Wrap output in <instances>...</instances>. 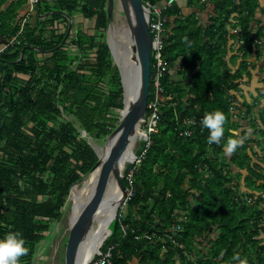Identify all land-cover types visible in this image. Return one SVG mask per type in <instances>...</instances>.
Returning <instances> with one entry per match:
<instances>
[{
    "label": "trees",
    "instance_id": "obj_1",
    "mask_svg": "<svg viewBox=\"0 0 264 264\" xmlns=\"http://www.w3.org/2000/svg\"><path fill=\"white\" fill-rule=\"evenodd\" d=\"M26 1L15 0L0 13V44L18 31L19 8ZM209 3L213 9L205 23L197 11L184 13L178 0L162 10L160 119L148 134L149 145L143 141L137 161L123 171L127 187L126 173L133 169V194L100 246L105 250L116 243L111 264H264V158H255L251 145L264 150V142L261 146L246 128L237 131L256 101H243L242 112L235 98L243 77L250 79L255 68L248 58L264 38L256 15L264 14V5L259 0H186L185 6L202 11ZM37 7L34 25L25 23L18 42L0 54V237L9 231L22 234L29 251L19 264L31 263L70 186L98 159L64 113L99 138L116 126L123 108L119 71L105 42V0H40ZM76 12L93 19L100 41L80 29L70 38L67 25L61 33L52 27ZM229 40L238 43L237 52ZM71 44L77 53H70ZM81 53L91 54L80 58ZM151 98L150 81L147 101ZM111 110H118L119 118ZM214 110L226 116L220 144L207 142L208 129L201 124ZM260 111L261 123L253 118L248 127L264 139V105ZM186 128L189 136L183 134ZM234 133L243 143L226 154L224 143ZM173 223L180 229L174 230ZM146 231L153 236L135 238Z\"/></svg>",
    "mask_w": 264,
    "mask_h": 264
},
{
    "label": "water",
    "instance_id": "obj_2",
    "mask_svg": "<svg viewBox=\"0 0 264 264\" xmlns=\"http://www.w3.org/2000/svg\"><path fill=\"white\" fill-rule=\"evenodd\" d=\"M124 1L127 2L132 11V17L127 16L124 8H122L128 23L126 31L132 38L131 40L136 62L134 65H124L123 63L119 64L117 62L115 53L109 42L108 31L110 26L107 22L105 29V42L119 71L120 82L122 86L123 110L118 123L106 136L104 145L108 143H111V145L107 154L106 163L99 176L97 186L94 189L89 200L80 210V213L75 219L73 225L68 228V236L66 239L67 241L64 250V264H81L82 252L80 249V245L82 240L86 237L85 233L88 229V218L90 217V214L97 208L96 200L108 174L111 176L112 181V194L110 193V202L114 201V213L107 223L106 228L115 219L117 212L122 206L126 195L125 186L122 180L124 169V166L122 165V157L126 154L127 149H130V145L133 142L131 140V136L138 126H140L141 128V121H143V118L146 115V104L149 94L151 72V36L148 30V8L141 0ZM39 2L40 0H37V5L39 4ZM109 15L110 14L107 12V19ZM132 18L134 24L132 23ZM69 30L70 24H68L66 35L68 34ZM63 43L64 39L59 44V47L63 45ZM22 54L23 53H21L20 58L22 57ZM143 133L146 134L145 131H143ZM92 148L97 154L96 149L94 147ZM131 153L132 158L129 162L132 163L136 159V154L133 152ZM97 157L98 159L92 166L90 171H92L99 164L100 158L98 154ZM82 178L83 177H81L77 182L70 186L68 196L71 193L72 187ZM61 215L62 211L58 217V220L60 219ZM106 237L107 235L105 234L102 242L98 245L94 254H97L100 251V246L102 245ZM91 248L93 247L91 246Z\"/></svg>",
    "mask_w": 264,
    "mask_h": 264
},
{
    "label": "rangeland",
    "instance_id": "obj_3",
    "mask_svg": "<svg viewBox=\"0 0 264 264\" xmlns=\"http://www.w3.org/2000/svg\"><path fill=\"white\" fill-rule=\"evenodd\" d=\"M47 1L51 2L53 0H47ZM259 1H263V0H259ZM263 5H264V1H263ZM212 7L213 4L210 3L208 9L210 10ZM105 10L106 13L108 12L110 14L107 19V22L109 23L110 26L108 35L110 34V32H113L117 47L119 48V50L122 51V57H124L126 55L125 50H127V52L129 53V44L125 40H122V38H120V33L121 32L125 33V30L128 27L127 19L122 10V5L119 0H105ZM204 13H206V11ZM257 14H259V11L257 12ZM47 15L48 14L45 13L43 14L42 17H45ZM200 19L205 20V16L202 14V12ZM262 19L264 21V17H262ZM68 24H70V30H69L71 34L70 38L74 36V33L77 29H80L85 33L94 34L97 41L101 40L100 32L98 30L93 29V19L83 18L78 12L74 13L72 18H68V16H62L55 24H53L52 27L57 28L56 30L57 33H61L64 29V26L67 25L66 28L68 29ZM104 34L106 36V30ZM68 50L70 51L71 54H75L78 52L75 50V47L72 44L68 45ZM263 50L264 48L258 47V53H257L258 56L256 57L257 61H255V66H254L256 67L257 65V67L253 69L254 76L252 81H249L247 80L246 77H243L242 82L239 86L241 88V91L236 92L235 94L236 102L240 105V107H242L241 108L242 112L246 111V106L243 105V101H245L249 105L255 101L259 104V106L253 107V111L248 112L247 118L245 119L244 122H242L243 124L242 126L246 127L248 132H249L248 125H250V122L253 120L252 112H253V116L256 117V114L257 113L259 114V109H261L262 108L261 106L264 105V86H263L264 85V51ZM90 54L91 53L88 54L86 53L85 55H83V53H81L80 58L87 57V55L90 57ZM132 54L135 55L133 50H132ZM38 57L43 58L42 55H39ZM72 67H76V61L73 62ZM111 113L112 115H115L117 118H119L118 110H111ZM64 115L77 126L79 131V136L83 138L89 145H91L94 148L97 146L104 145L106 136L95 138L90 134L83 132L81 128L78 127V123L75 121L74 117H72L70 114L64 113ZM144 127H145V122L141 121V128L144 129ZM237 131H240V129ZM249 133H250L249 136H251L253 131L251 130ZM256 137L257 139L260 140V145L263 146L262 144L264 142L263 137H261L260 134H258ZM142 138L143 136L139 137L138 140L135 142L133 153L136 154L137 149H139L140 144L143 142ZM251 145L256 153L254 157L258 159L264 158V150H262L259 145L257 146L255 144H251ZM130 163L131 162L127 161L124 165V169L126 165ZM85 175H83L82 177H84ZM240 181L242 183V180ZM242 188L244 187L241 185V189ZM100 199L101 198L98 196L96 202H98ZM119 209H121L122 212H125V205H122V207H120ZM70 212H71V201L68 199L64 205V208L62 209V215L60 219L59 220L56 219L55 221L50 222L49 230L44 232L45 235L36 245V252L30 264H64V250H65V244L67 241L66 239L69 230L68 214ZM113 222L114 221H112L107 227V231L105 232L107 237H110L115 231ZM132 264H140V263L133 261Z\"/></svg>",
    "mask_w": 264,
    "mask_h": 264
},
{
    "label": "bare ground",
    "instance_id": "obj_4",
    "mask_svg": "<svg viewBox=\"0 0 264 264\" xmlns=\"http://www.w3.org/2000/svg\"><path fill=\"white\" fill-rule=\"evenodd\" d=\"M122 8H124L127 16L132 17V11L130 6L124 0H120ZM132 23L134 24L133 18ZM119 32V31H118ZM113 33L109 34V42L115 53L116 60L119 64L123 63L124 65H134L136 62L135 55L132 54V38L128 35V32L125 30L120 33V38L125 40L129 44V53L125 50L126 55L122 57V51L117 47L116 41L113 39ZM126 43V44H127ZM127 103V102H126ZM142 131V128L138 126L135 129V132L131 136L133 141L130 145V149H127L126 154L122 157V165L124 166L127 161H130L132 158V153L134 152V144L139 138V132ZM139 134V135H138ZM138 137V138H137ZM111 143H108L103 146H97L96 151L100 158L99 164L89 173H87L78 183H76L72 189L71 193L68 196L67 200L71 201V212L68 214V226L71 227L77 218L80 210L84 204L91 197L94 189L97 186L99 176L103 170V167L106 163L107 154L109 152ZM101 148V149H100ZM128 186V185H127ZM160 188V187H159ZM112 181L111 176L108 174L102 189L100 190L99 197L101 198L96 202L97 208L90 214L88 218V229L85 233L86 237L82 240L80 249L82 252L81 264H87L95 256L94 252L98 245L102 242L105 232L107 231L106 225L109 222L111 216L114 213V201H111V192ZM91 246L93 248H91Z\"/></svg>",
    "mask_w": 264,
    "mask_h": 264
},
{
    "label": "built area",
    "instance_id": "obj_5",
    "mask_svg": "<svg viewBox=\"0 0 264 264\" xmlns=\"http://www.w3.org/2000/svg\"><path fill=\"white\" fill-rule=\"evenodd\" d=\"M36 2L37 0H29L30 9L34 7ZM173 2L174 0H164L161 4L160 3L151 4L149 2H144V5L148 8V30L151 36V61H153V66H154V72L152 73V75H150V81L152 85V98L149 101H147L146 115L143 118V121L145 122V127L143 131H145L146 134H144L142 140L145 142V146L149 145L148 134L154 130V126L160 119L159 108L161 104L160 103L161 95L163 93L161 80L165 70V62L162 56L163 35H164L163 30H164V23L166 21V18L162 15V10L166 7L171 6ZM27 19H28V15L26 14L22 17L21 21L19 22L18 31L13 36L4 40L0 44V54L8 45H12L13 43L18 42L19 35L21 34L24 23L27 21ZM188 122L189 124H193L194 119L192 118L188 119ZM183 134L189 136L190 130L187 128L184 129ZM142 154H144V152H142ZM135 161H137V156ZM132 173H133L132 168H130L129 171L126 173L128 186L125 187L126 195L122 205H125L126 201L133 194ZM1 201L2 200H0V203ZM120 215L121 214H119V217ZM172 228L174 230H179L180 226L177 223H173ZM121 230L124 236L127 232V227L123 225L121 226ZM151 236H153V234L148 233L147 231L143 232L142 234L135 233V238L137 239L140 237L150 238ZM115 245L116 243L109 245L105 250H100L97 254H95V256L88 264H111L112 249L115 247Z\"/></svg>",
    "mask_w": 264,
    "mask_h": 264
},
{
    "label": "clouds",
    "instance_id": "obj_6",
    "mask_svg": "<svg viewBox=\"0 0 264 264\" xmlns=\"http://www.w3.org/2000/svg\"><path fill=\"white\" fill-rule=\"evenodd\" d=\"M226 116L221 110L207 112L201 119V124L208 129L207 142L220 144L225 134ZM243 143V137L236 135L226 139L224 151L226 154L233 153ZM25 239L18 231H9L0 237V264H19L20 258L28 253Z\"/></svg>",
    "mask_w": 264,
    "mask_h": 264
},
{
    "label": "crops",
    "instance_id": "obj_7",
    "mask_svg": "<svg viewBox=\"0 0 264 264\" xmlns=\"http://www.w3.org/2000/svg\"><path fill=\"white\" fill-rule=\"evenodd\" d=\"M15 0H3V2L0 4V13H2L3 11H5V9L12 3V2H14ZM180 3H181V5L183 6V8H182V10H183V12L184 13H190V12H192V11H197L198 13H197V16L199 17V18H201V12H202V14L205 16V20H202L201 19V22L202 23H205V22H207V16L209 15V13H211V10L213 9V7L209 10L208 9V6H210V3H209V5H207V7L205 8V9H203L202 11H199L198 10V8H193V7H186L185 6V4H186V0H178ZM264 1V0H263ZM263 1H260V3L263 5ZM38 5H37V2H36V4L34 5V7H32L31 9H30V4H29V0L28 1H26V3L24 4V5H22L20 8H19V15H18V18H19V21L18 22H20L21 21V19H22V17L24 16V15H28V19H27V21L25 22V23H30L32 26L34 25V23H35V17H34V15L35 14H38V12L36 11V8H37V10H38V7H37ZM190 9V10H189ZM187 10V11H186ZM189 10V11H188ZM206 11V13H204ZM256 15L257 16H259L260 17V19H261V24H264V21H263V19H262V17H264V14H262L261 12H259V14H257L256 13ZM232 22H233V20H231ZM24 23V24H25ZM253 24L255 25V21L253 22ZM56 26V25H55ZM24 27V26H23ZM57 29V28H56ZM23 30V29H22ZM231 31H235V29L234 28H231ZM21 35V34H20ZM5 39V38H4ZM6 40V39H5ZM256 43H257V46L256 47H254V46H252V50H251V55L249 56V61L251 62V65H253V64H255V61H257V53H258V47H261V48H264V38H260L259 40H257L256 41ZM228 44H232V47L236 50V52L238 51V49H237V47H238V43H235V42H232V40H229V42H228ZM264 51V50H263ZM230 55V52L227 54V56H226V58H228V56ZM39 56V55H38ZM256 67H257V65H256ZM255 67V68H256ZM254 68V69H255ZM253 76H254V71L252 70L251 71V77H250V79H247V80H249V81H252V79H253ZM244 77H246V76H244ZM247 78V77H246ZM264 86V85H263ZM239 91H241V88H240V90ZM255 106H259V104L256 102V104H255ZM254 106V107H255ZM261 106V105H260ZM262 108H263V106H261ZM261 108V109H262ZM261 109H259V114H260V110ZM258 114V113H257ZM256 114V117H254L253 116V113H252V119L253 118H255V120H257L258 122H260L261 123V119H260V116H259V114L257 115ZM245 120H243L242 122H244ZM242 125V124H241ZM245 126V125H244ZM243 128H246V127H241L240 128V130L241 129H243ZM249 128V127H248ZM249 131H251V129L249 128L248 129ZM252 136H254L255 138H256V136L254 135V134H252ZM252 143V142H251Z\"/></svg>",
    "mask_w": 264,
    "mask_h": 264
},
{
    "label": "flooded vegetation",
    "instance_id": "obj_8",
    "mask_svg": "<svg viewBox=\"0 0 264 264\" xmlns=\"http://www.w3.org/2000/svg\"><path fill=\"white\" fill-rule=\"evenodd\" d=\"M110 33H113V32H110ZM113 39L115 40V37Z\"/></svg>",
    "mask_w": 264,
    "mask_h": 264
}]
</instances>
